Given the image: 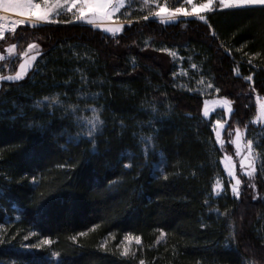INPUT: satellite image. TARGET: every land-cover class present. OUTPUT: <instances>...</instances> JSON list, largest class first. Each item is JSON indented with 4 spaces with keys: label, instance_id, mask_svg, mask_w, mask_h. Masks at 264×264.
I'll return each instance as SVG.
<instances>
[{
    "label": "trees",
    "instance_id": "trees-1",
    "mask_svg": "<svg viewBox=\"0 0 264 264\" xmlns=\"http://www.w3.org/2000/svg\"><path fill=\"white\" fill-rule=\"evenodd\" d=\"M131 15L115 36L82 25L13 34L41 56L0 87V264H264V172L231 196L215 117L192 91L207 80L231 101L225 131L245 129L264 160V125L252 124L264 98V9L217 10L207 23ZM163 49L197 66L183 82L190 91ZM89 106L103 124L80 138ZM129 235L140 243L123 255Z\"/></svg>",
    "mask_w": 264,
    "mask_h": 264
},
{
    "label": "snow or ice",
    "instance_id": "snow-or-ice-1",
    "mask_svg": "<svg viewBox=\"0 0 264 264\" xmlns=\"http://www.w3.org/2000/svg\"><path fill=\"white\" fill-rule=\"evenodd\" d=\"M146 3H149L150 0H145ZM185 4L190 6V9L185 6H179L174 8H169L166 5L160 6L157 5L158 10H156L152 15L154 17L160 18L161 22L168 23L170 21H174L177 18L183 17H197L201 21L207 23L205 14L214 12L217 9L225 10V9H249L253 7H261L264 9V0H203L202 3L197 4L194 0H185ZM123 6V0H0V13L7 14L12 13L16 16L23 17V19L19 20H10L7 15L0 14V40H4L6 33H15L17 27L19 25H23L27 22L31 23L33 28L38 27L40 23H70L72 21H60L53 20V16H59L61 13V9L67 10L68 13H71L75 18L76 22H82L88 25H98V22L103 23L104 21L111 20L113 15L120 10V7ZM143 19L147 21L149 16H144ZM131 23V22H130ZM123 25L115 26V27H107L103 30L106 33H111L113 35L117 34L123 29ZM38 46L35 44L28 45V51L20 53L23 62L19 65V71L16 72L15 75L8 76H0V81H20L25 79L28 74V70L33 67V63L37 59V55H30L34 49ZM17 49L16 44H11L7 48V52L12 54ZM173 56L176 53H172ZM4 59L2 55H0V60ZM251 63V61H249ZM193 68L197 66L195 64L192 65ZM246 79L252 80V76H248ZM212 87L211 84L208 85ZM217 91H219L217 89ZM44 100L49 101L50 105L59 104V97H44ZM223 105L227 108L228 113L232 112L231 101L225 99L223 101ZM37 106H40V102L37 101ZM260 118H264V104L261 106ZM73 111H75V107L73 106ZM155 111V109H153ZM93 117L87 119V124L89 125L88 131L86 135L91 138L94 134L99 130L100 126H102L103 121L100 119L98 114V110L93 108ZM204 115L208 116L207 106L204 110ZM217 128L214 129L216 133L217 140H220L221 132L219 129L223 128L224 125L220 120L216 121ZM148 141H151V137L146 138ZM241 139L242 134L240 129H236V138H235V146L237 150V154L239 155L241 152ZM223 146V145H221ZM257 146H259L257 144ZM95 147V146H94ZM247 149V155L243 156L240 161L241 169H246L245 175L249 178H254L256 173V155L254 151V144L252 140H248L247 144L244 145ZM145 153H147V149H145ZM226 160H231V157H226ZM264 167V165H261ZM130 167V165H129ZM162 171V169H160ZM228 175L234 179L235 183L231 185V189L233 195L237 198L240 195L239 186L241 185V179L236 175L235 165H231L228 168ZM167 179V176L164 177ZM249 186L255 187L254 184H250ZM161 238H163V233H161ZM27 240V237H25ZM126 240L135 239L137 243H140L139 237H132L131 235L125 237ZM3 241H0L2 243ZM43 244H51V240L43 241ZM42 245H32L31 247H41ZM53 255L59 256V253H54ZM124 255H128V249L125 248ZM140 264H144L143 261Z\"/></svg>",
    "mask_w": 264,
    "mask_h": 264
},
{
    "label": "rangeland",
    "instance_id": "rangeland-1",
    "mask_svg": "<svg viewBox=\"0 0 264 264\" xmlns=\"http://www.w3.org/2000/svg\"><path fill=\"white\" fill-rule=\"evenodd\" d=\"M194 2H196L197 4H200L203 2V0H194ZM157 5H160V6L166 5L169 8L185 6V7H188L190 9V6L185 4V0H150L149 3H146L145 0H123V6L120 7V10L117 11L113 15L112 19L108 20V21H104L103 23L98 22L99 26L88 25V24H85L82 22H76L75 18L72 16V14L68 13L66 8H65V9H61V13L58 17L53 16L52 19L53 20H60V21H72V22H70V23L61 22V23H50V24L40 23L38 27L82 25V26H88V27L93 28V29H99V30L104 31L103 29L107 28V27H115V26L123 25L124 27L120 31V32H122L126 26L132 25L133 21L130 20V17L132 16L131 14H134V13L139 14V15L143 14L142 18L144 16H149V19L147 21L153 20V21H156V22H159L162 24H173V23H176V22H179L182 20H190V19L201 21L197 17H183V16H181L174 21H170L168 23H163V22H161L160 18L154 17L152 15V13H154L156 10H158ZM217 10L218 11H224V10H220V9H217ZM225 10H231V9H225ZM210 13H212V12H210ZM0 14H3V13H0ZM206 14H208V13H206ZM3 15H7L10 20L23 19V17L16 16L15 14H12V13H7V14H3ZM143 21H145V20L143 19ZM19 26L20 27L22 26L21 28H29V29L33 28L31 26V23L27 22V21L25 24L19 25ZM19 26L17 27V29L19 28ZM120 32H118L115 35H118ZM13 34L14 33L9 34L8 36L6 35L4 40H0V55H2L4 57V59L0 60V76L15 75L16 72L19 71V65H20V63L23 62V59H22L21 55H19V54L23 53L25 51H28V45L29 44H35L38 47L36 49H34L32 52H30V55H37V59L33 63V67L28 70V73L30 72V70H32L34 68L38 59L41 56V49H40V46L38 44L29 43V42L21 39V37H19V35L14 36ZM106 34H108L110 36H115L111 33H106ZM22 41L27 42V43L23 44ZM11 44H16L17 49L15 50L14 53L9 54L7 52V48ZM163 51H164L163 54L168 57L169 62H171L174 65L173 78H174V80H176L178 82V87L181 89L184 88L185 90L190 91L188 86L184 87L185 85H183V82L189 81L192 77L190 75V72H193L194 68L192 67L191 61L189 59H186L182 55H179V53L177 51H174V50L170 51L167 49H163ZM173 52L176 53L175 56L172 55ZM20 81H22V80H20ZM4 82H18V81H0V87ZM208 85H209V82L207 80L196 79L195 86L193 87L195 89H192V91L198 92L199 94H202V95L207 97V99L204 101V105H203V109H202V116L205 119H209L212 115H214V117H215L213 124H212V127H213V134H214V139H215L216 145L221 150V154H222L221 166H222L223 172H224L226 179H227L230 194L233 198L237 199V197L233 195V192L231 189V185L234 184L235 181H234V179H232L228 175V168L233 164L235 165L236 175L242 181L241 185L239 186V192H240V189H242L243 185L246 182H248L250 184L252 182V180L255 178V176H254V178H249L247 175H245L246 169H241V167H240V161H241L242 157L247 155V149L244 147V145H246L247 141H248L246 138V131H245V129L240 130V132L242 134L241 152L238 155L237 150H236V146L234 143L235 138H236V130H234V131H231V130L227 131L226 130L225 131V128L227 126V120H228L229 115H230V113H228V111H227V108L223 105V101L225 99L217 97L216 92H214V89L212 87H209ZM255 102H256V106H257V115L252 120V124L254 126H257V127H262L264 125V118H260V111H261L260 106L262 104H264V98H258V99H256ZM206 106H207V110H208V116L204 115V110H205ZM93 108L94 107L89 106L87 109L83 110L82 113L80 114L79 118L77 119L76 123L78 124V127L82 130V134H80V138L82 137V138H88L89 139V137L86 135L88 128H89V125L87 124V119L93 117V112H92ZM217 120H220L221 123L224 125L223 128L219 129L221 132V137H220L219 141L217 140L216 133L214 131V129L217 128V125H216ZM221 145H223V146H221ZM255 155H256V165H255L256 166V172L261 171V173H263L264 167L262 170H260L259 167H261V165L264 164V160H262V158L259 157V155L257 154L256 151H255ZM226 157H231V160L230 161L226 160ZM255 175H256V173H255ZM223 188H224L223 181L222 180L221 181L216 180V182L213 186V195L215 197L221 195L223 193ZM160 239H162V238H160ZM36 245H42L43 246L44 244L39 242ZM138 245H139V243H137L135 239H133L131 241L124 239L121 242L118 249L124 255L125 248H127L128 254H131L132 251H134ZM20 249L26 250V251H33V250H39V249H41V247H31L25 243L24 245H22L20 247Z\"/></svg>",
    "mask_w": 264,
    "mask_h": 264
},
{
    "label": "crops",
    "instance_id": "crops-1",
    "mask_svg": "<svg viewBox=\"0 0 264 264\" xmlns=\"http://www.w3.org/2000/svg\"><path fill=\"white\" fill-rule=\"evenodd\" d=\"M231 10H236V9H231Z\"/></svg>",
    "mask_w": 264,
    "mask_h": 264
},
{
    "label": "built area",
    "instance_id": "built-area-1",
    "mask_svg": "<svg viewBox=\"0 0 264 264\" xmlns=\"http://www.w3.org/2000/svg\"><path fill=\"white\" fill-rule=\"evenodd\" d=\"M6 34H9V33H6Z\"/></svg>",
    "mask_w": 264,
    "mask_h": 264
}]
</instances>
